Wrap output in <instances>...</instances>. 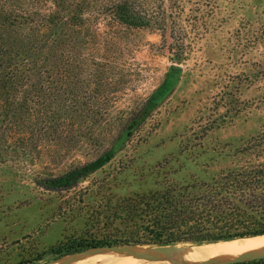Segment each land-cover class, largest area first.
I'll return each instance as SVG.
<instances>
[{
    "label": "rangeland",
    "instance_id": "374dc122",
    "mask_svg": "<svg viewBox=\"0 0 264 264\" xmlns=\"http://www.w3.org/2000/svg\"><path fill=\"white\" fill-rule=\"evenodd\" d=\"M148 1L164 29L128 27L103 0L85 12L82 33L70 26L67 44L54 36L52 113L0 110V264H42L77 241L120 237L123 225L111 220L125 201L168 177L184 183L234 168L237 150L264 131V0ZM2 28L0 41L24 49L26 38ZM173 63L182 71L166 98L129 130ZM104 155L72 188L37 183Z\"/></svg>",
    "mask_w": 264,
    "mask_h": 264
},
{
    "label": "trees",
    "instance_id": "16d2710c",
    "mask_svg": "<svg viewBox=\"0 0 264 264\" xmlns=\"http://www.w3.org/2000/svg\"><path fill=\"white\" fill-rule=\"evenodd\" d=\"M100 1L103 0H0V28H13L15 35L21 34L27 39L20 51L13 48L17 43L15 39V43L6 41L5 37L0 41V92H6L3 95L5 101H0V110L5 109L7 115L10 111L16 116L18 109H25L29 118L36 120L44 114L45 108L46 113H52L55 93L49 81L53 71L48 66L52 69L54 36L58 34L59 41L66 40L67 44L70 26L74 25L76 32L82 33L85 12L99 5ZM104 2L109 14L128 27L165 28V23L157 16L159 11L153 10V5L147 7L148 0ZM175 40L177 55L181 56L185 50L181 34ZM61 58L66 65L69 54L62 51ZM63 71H69L67 66L63 67ZM42 73L48 74L43 77L49 84L40 78ZM178 76L179 72L169 69L162 83L137 109L135 115L138 118H132L129 130L166 98ZM43 91L50 99L39 93ZM17 94H22L19 101L15 99V96L17 100L19 98ZM235 156L240 161L237 166L208 177H191L184 183L165 178L167 182L162 187L138 194L115 211L111 221L115 224L119 220V224L123 225V235L116 239L105 237L98 241H77L69 245L65 252L96 245L204 244L264 235V131L253 136L246 146L237 150ZM110 158L108 155L101 156L57 177L42 176L37 183L50 189L72 188ZM118 230L121 229L118 227ZM56 253L61 255L64 251L60 249ZM256 262H264V259Z\"/></svg>",
    "mask_w": 264,
    "mask_h": 264
},
{
    "label": "water",
    "instance_id": "95a60500",
    "mask_svg": "<svg viewBox=\"0 0 264 264\" xmlns=\"http://www.w3.org/2000/svg\"><path fill=\"white\" fill-rule=\"evenodd\" d=\"M170 70L180 72L182 67L175 63L170 65ZM160 248L162 250H160ZM182 245H137V244H108L96 245L75 251L73 253L63 254L57 258L47 261L42 264H69L75 261L83 260L87 257L98 255L106 252L120 253L128 256H133L138 259H144L147 262L144 264H235L248 262L253 260L264 259V248L246 252L240 255L227 257L224 259H211L204 261H183L180 259L179 253L185 250Z\"/></svg>",
    "mask_w": 264,
    "mask_h": 264
},
{
    "label": "bare ground",
    "instance_id": "6f19581e",
    "mask_svg": "<svg viewBox=\"0 0 264 264\" xmlns=\"http://www.w3.org/2000/svg\"><path fill=\"white\" fill-rule=\"evenodd\" d=\"M263 248L264 235H257L211 242L200 246H186L185 250L180 252L179 255L180 259L183 261L196 262L211 259H224ZM162 249L160 248V250ZM143 262L146 263L147 261L120 253L106 252L69 264H141Z\"/></svg>",
    "mask_w": 264,
    "mask_h": 264
}]
</instances>
